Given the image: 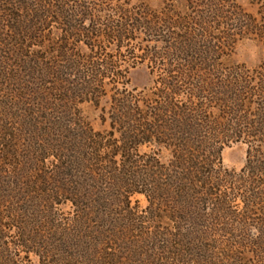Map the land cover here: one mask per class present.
<instances>
[{
    "label": "rangeland",
    "instance_id": "374dc122",
    "mask_svg": "<svg viewBox=\"0 0 264 264\" xmlns=\"http://www.w3.org/2000/svg\"><path fill=\"white\" fill-rule=\"evenodd\" d=\"M22 1L25 0H20ZM12 2L18 5L17 2ZM26 3L29 6L18 11L12 4L5 6V9L13 8V14L26 19L28 15H34V10L38 9L35 7L41 9L49 7L50 10L51 6L60 4L73 11L79 6H88L98 13L96 12V19H87L81 24V28L87 30L94 27L103 31L102 34L111 33V29H114L112 24L109 26L110 30L107 29L108 24L104 22V17L122 25L124 20L121 21L123 16L120 14L122 12L129 14L131 21L125 22V25L129 26L127 29L130 32L126 39L119 42L109 40L105 42L106 44L100 45L101 50L94 49L92 52L98 64L101 63L100 59H103L97 58V55L102 54L101 51L112 62H117L119 67L117 72L121 79H105L102 88L104 96L97 103L86 97L84 101L74 104L71 110L72 121L81 127L88 125L95 132L102 133L104 140L119 146L120 130L123 126L115 123L111 116L113 109L117 108L116 101H121V104L128 102L137 104L142 116H145L150 100L167 103V100L157 99L156 96L162 92L168 93L167 88L161 83L168 80V70L172 72L174 70L171 73L172 77L183 78L184 75H189L193 78L190 80L192 85L183 81L181 91L184 92L174 101L179 105H190L197 124L208 121L209 127H213L214 132L209 137L214 138L215 147L219 149L216 169L220 173L216 176L218 187L215 185L216 189L212 192L216 195H195L194 200L212 204L230 202L229 217L223 221L228 222V219L233 217L241 220L246 216L249 222L247 228L243 230H238L237 227V230L231 229L226 231L227 233L221 231L218 234L188 239L157 238L152 231L141 233V215H145L148 206L146 198L141 194L119 199L114 197L117 187L123 186L117 180L119 175L112 169L119 168L121 164L119 155L110 161L111 163L106 162L107 164L103 165L102 168H106L108 173H100L99 167L93 169L94 165L82 167V164L77 163L73 168L79 173L87 171L94 173L93 183L90 184L98 197L99 190L108 189L111 194L107 203L118 207H122L126 202L130 203L135 217L140 220L133 229L129 227L124 232H117L116 236L107 237L105 243H102L103 238L96 244L93 243L95 244L93 249L96 248L99 255L92 250L91 253H86L85 257H81L79 250L75 253L80 257L74 260L68 253L70 251L65 252L61 246L65 241L61 231L63 226L70 223L71 229H75L73 221L71 222L73 217L70 206L58 205L50 210L49 203L39 196L30 200L19 197L26 194L22 191L26 187L22 183H16L19 178L17 174H22L27 169L23 165L22 168L19 167L20 169L4 167L2 174L6 184L0 183V205L6 206L5 202H28L24 206L21 204L24 210L19 211L22 216L20 219L26 223L24 233L41 245L40 247L43 246L46 253L43 254V250L41 254L37 250L32 252V249L16 246L20 231L12 228V223L6 218L8 215L4 214L0 215L2 261L0 264H165L160 261L162 250L166 246L170 248L175 240L179 241L174 243H189L191 247L188 248L195 252V264H264V0H35V2L27 0ZM16 8L19 9V6ZM145 17H148L150 23L155 21L154 17L163 19L168 17L177 23V26L173 29L160 28L153 32L148 28L150 24L145 26L146 21L143 20ZM54 20L51 19L52 22L43 28L45 31H41V38L36 44L29 41L24 43L28 46L26 48L28 59L17 52L18 45L15 43L18 42L12 39L14 35L12 29L0 28V68H5L11 75H28L36 60L57 57L60 62L61 59L54 51L56 47L52 42L58 43L57 38L63 33L61 27L53 23ZM181 22L183 24L185 22V25L181 26ZM84 43L85 41L78 43L77 50L80 55L88 56L91 51ZM29 58L31 62L28 61ZM196 80L203 82L200 84L205 90L203 99L187 95L189 90L192 93L193 90L196 91L197 88H192ZM232 83L237 86L231 87ZM7 88L1 87L3 93H0V98L6 95ZM235 95L241 101L238 107L240 112L237 115L232 113L224 115L223 112H233L232 109L236 108L237 105L233 102ZM223 116L225 117L221 120ZM237 120L240 122L236 125ZM174 133L176 134L175 131ZM195 138H189L191 144H194ZM158 141L154 138L151 139V143L138 146L135 155L137 161H140L138 171L141 172L142 158L145 161L158 160L165 166L174 160L173 149L168 147L165 149ZM207 142L212 145L209 140ZM108 153H111L110 149L102 150V155ZM211 155L212 152L209 153V156ZM255 173H263V176L256 178L258 184L253 182L256 181L255 177L251 180ZM256 191L263 195L262 200L246 202L252 207L257 205L254 214L248 215L243 197L250 199L253 196L252 192ZM165 202L174 201L170 199ZM3 209L5 207H0V214ZM120 210L119 208L118 213ZM45 217L47 223L42 222ZM55 220H57L55 223L50 224ZM128 222L126 221L127 224ZM212 249L213 251L209 253L208 250ZM66 257L72 258V261H66Z\"/></svg>",
    "mask_w": 264,
    "mask_h": 264
},
{
    "label": "trees",
    "instance_id": "16d2710c",
    "mask_svg": "<svg viewBox=\"0 0 264 264\" xmlns=\"http://www.w3.org/2000/svg\"><path fill=\"white\" fill-rule=\"evenodd\" d=\"M12 1L17 2L18 5ZM12 1L0 0V8L3 11L0 12V28L12 29L14 32L12 39L18 42L15 45H18L16 49L20 56L28 59L26 52L28 46L24 43L29 41L36 44L41 38V31H45L43 28L52 22L51 19H55L53 23L61 27L63 35L57 38L58 43L52 42V45L56 47L54 51L61 59L60 62L57 57L43 58L34 62L36 59L34 56L35 59L32 61L34 67L28 75H11L5 68H0V93H3L1 87H8L6 95L0 98V183L6 184L2 174L4 167L13 169L22 168L23 165L27 171L17 174L19 178L16 183H22L26 187L22 189L26 194L19 197L30 200L39 196L49 203L50 210L58 205L70 206L73 217L71 222L73 221L75 229H71L68 223L63 226L65 229L61 230L62 236L65 237L61 246L65 252L70 251L68 253L74 260L79 259L80 255L85 257L86 253H91L92 250L98 254L97 249H93L97 241L103 238L102 243H105L107 237L116 236L117 232H124L129 227L133 229L136 223H139L140 218L135 217L130 203L126 202L122 207L107 203L111 194L108 189L99 190L100 197L95 194L96 190L90 184L94 179L92 171L79 173L73 168L77 163L82 164V167L94 165L93 169L99 167L100 173H108L106 168H102L103 165L107 164L106 162L111 163L110 161L118 155L121 164L118 169H112L119 175L117 180L123 186L117 187L114 197L119 199L141 194L146 198L148 206L145 209V215H141V233L152 231L157 238L188 239L218 234L221 231L227 233L226 231L231 229L237 230V227L238 230L247 228L249 218L246 216L241 220L233 217L228 219V222L223 221L229 217L230 202L212 204L194 200L200 194L202 196L216 195L212 192L216 189L215 185L218 187L216 176L220 173L216 169L219 149L215 147L214 138L209 137L214 132L213 127H209L208 121L197 124L193 108L190 105H179L174 101L184 92L181 91L183 81L192 85L190 80L193 78L189 75H184L183 78L172 77L171 73L174 70L173 72L168 70V80L161 82L168 93L162 92L156 96L157 99L167 100V103L150 100L145 116H142L137 104L129 102L121 104V101H116L117 108L113 109L111 116L115 123L123 126L120 130L119 146L104 140L102 133L95 132L88 125L81 127L72 121L71 110L74 104L84 101L86 97L97 103L104 96L103 81L109 78L121 79L117 72L119 69L117 62H112L101 51L103 55L96 54L98 59L103 57L98 64L92 52L94 49L101 50L100 45L106 44L105 42L109 40L119 42L126 39L130 32L127 29L129 26L125 25V22L131 21L129 14L119 12L123 16L121 21L124 20L122 25L104 17V22L108 24L107 29L110 24L114 26V29H111V33L102 34L103 31L94 27L87 30L81 28V24L87 19H96V12L98 13L88 6H79L69 11L68 7L59 4L51 6L49 10V7L41 9L43 6L40 1L41 8L35 7L38 9L34 10V15H28V18L22 19L12 13L13 8L8 7L6 10L5 6L13 3L14 9L18 11L20 8L29 6L26 3L27 0ZM16 6H19V9ZM154 18L153 23L148 21V17L143 18L146 21L145 26L150 24L148 28L153 32L160 28L173 29L177 26V23L172 22L168 17ZM180 25H185V22L184 24L181 22ZM101 40H103L102 43ZM84 41L91 51L88 56L80 55L77 50L78 43ZM28 61L31 62L30 58ZM201 83L203 82L196 80L192 86L197 88L196 91L193 90L192 93L189 90L187 95L203 99L205 90L202 86L200 87ZM230 85L237 86L234 83ZM187 89L190 88L187 87ZM4 90L6 91V88ZM232 91L231 89L230 92ZM237 97V95L233 97L236 108L232 109L233 112H223L224 115L228 116L231 113L237 115L240 112L238 107L241 101ZM3 98L5 99L2 101ZM130 101L133 100L130 99ZM218 101L221 102V100ZM238 122L240 120L236 121V125ZM188 137H196L194 144L190 143ZM154 138L158 139V144L164 145L165 149L167 147L173 149L174 160L165 166L158 160L145 161L141 156L140 172L138 171L140 161H137V157L135 158L136 150L140 145L151 143V139ZM207 140L212 142V145L208 144ZM104 149H110L111 153L102 155ZM210 152L213 155L209 156ZM140 173H142L141 177ZM252 176L251 180H254V177L256 180L258 176H263V173H255ZM257 180L253 182L258 184ZM252 195L251 200L246 196L243 197L248 215L254 214V208L257 205L252 207L246 202H260L263 196L257 191L252 192ZM170 199L174 202H165ZM5 203L6 206L0 205L1 208L5 207L0 215L7 214L9 217L6 218L12 223V228L20 231L16 246L27 248V250L32 249V252L37 250L41 254L43 250V254L46 253L43 246L40 247L41 245L24 233L26 223L24 224L20 219L22 216L19 211L24 210L21 206L28 202ZM119 208L121 210L118 213ZM51 215L50 212V217ZM45 221L47 223L46 217L42 222ZM126 221L132 224L129 222L127 224ZM217 227L223 229H217ZM175 241L170 248L167 246L163 248L160 261L165 264H184V262L195 264V252L188 248L191 247L189 243H174ZM79 250L80 255H77L75 252ZM211 251L213 249L208 250L209 253ZM67 260L72 261V258L66 257Z\"/></svg>",
    "mask_w": 264,
    "mask_h": 264
}]
</instances>
